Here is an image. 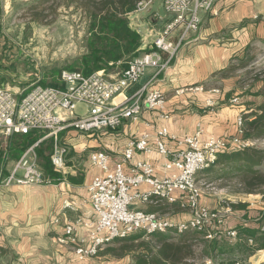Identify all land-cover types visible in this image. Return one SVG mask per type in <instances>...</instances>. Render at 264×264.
I'll list each match as a JSON object with an SVG mask.
<instances>
[{
    "label": "built area",
    "instance_id": "2783aa9c",
    "mask_svg": "<svg viewBox=\"0 0 264 264\" xmlns=\"http://www.w3.org/2000/svg\"><path fill=\"white\" fill-rule=\"evenodd\" d=\"M216 1L164 0L166 11L173 17L158 31L153 43L132 58L115 78L106 76L105 69L85 74L65 68L60 72L63 86L34 83L21 97H16L8 87L0 85V134L8 138L16 133L34 131L40 134L38 140L24 151L10 174L4 178L0 176V182L6 185L52 184L54 181L44 174L38 163L36 147L41 142L46 139L51 141L50 160L53 168L61 172L66 168L68 151L61 142L62 131L72 128L93 134L117 129L125 119L139 118L144 108L163 109L166 97L161 90L152 89L151 84L162 71L168 69L189 34L199 31L202 13H217L214 10ZM152 3L153 0L141 1L135 11H144ZM147 67L155 68L150 80L133 95L116 100L139 81ZM238 100L236 96L232 101L237 103ZM79 104L86 107L82 115L77 114ZM242 124L243 113L237 118L238 133L230 139L211 137L202 142L201 129L184 139L172 137L180 147L178 151H172L168 146L167 129H159L154 146L148 134L133 139L124 152L123 160L117 161L114 166L108 152H91L92 164L102 172L88 185L89 200L97 213L89 242L79 237L72 223L65 225L64 235L58 241L71 246L78 259L84 261L96 256L113 239L125 238L137 231L178 234L188 229L202 230L207 227V238L220 236L219 231L214 229L223 224L219 215L200 205L201 187L197 175L216 161L219 152L238 151L256 143L257 140L242 138ZM154 150L168 157L164 167L169 173L165 177L156 176L154 164L150 161H139L128 171L125 170V162L132 159L136 151L151 153ZM143 185L148 188L142 189ZM164 200L178 202L190 209L191 217L176 220L169 214L134 206L136 202L147 204ZM226 235L235 237L236 231L226 232Z\"/></svg>",
    "mask_w": 264,
    "mask_h": 264
},
{
    "label": "crops",
    "instance_id": "0c3cea01",
    "mask_svg": "<svg viewBox=\"0 0 264 264\" xmlns=\"http://www.w3.org/2000/svg\"><path fill=\"white\" fill-rule=\"evenodd\" d=\"M214 10L217 13H202L203 21L199 31L189 34L168 69L162 71L152 82L151 88L161 90L166 97L163 109L144 108L139 118L125 119L117 129H105L93 134L81 133L72 128L62 131L61 142L68 151L66 168L61 171L65 178L60 182L48 185H6L0 182V245L9 250L6 256L9 264L89 262L90 258L79 260L72 247L59 242L58 238L64 235L65 225L72 223L76 226L79 237L86 243L89 242L97 213L89 200L88 185L102 172L92 164L91 152H108L111 155V165L114 166L117 161L123 160L131 140L148 134L150 143L154 146L155 134L159 129H167V143L172 151L180 149L172 137L184 139L200 129L202 142L211 137L230 139L237 135V118L246 109L245 100L237 96L238 76L234 73L223 75L222 72L254 42L264 40V0H217ZM137 12H130L129 18ZM155 20L153 25L159 28L144 31L134 26L141 34L142 51L153 43L158 31L167 23L159 24L158 17ZM5 53L1 42L0 83L10 79L11 70L13 73L18 72L15 64L7 63ZM124 68L119 61L105 69L106 76L115 78ZM154 72L150 69L146 78L133 83L116 100L133 95L150 80ZM40 81L43 80L35 83ZM10 83L7 82L6 87L16 97H21L26 89L20 91V87ZM45 83L64 85L61 78L56 82ZM196 87L199 89H195ZM180 89L184 91L178 92ZM236 96L239 98L237 103L232 101ZM85 110L84 105L83 113ZM9 139L10 137L0 134L1 178L10 174L24 153L18 156L8 149ZM167 159V156L156 150L151 153L136 151L124 166L128 171L139 161H150L154 164L156 176L163 178L169 173L164 167ZM39 166L43 169L40 164ZM146 188L148 187L142 186V189ZM134 206L163 214L170 212L161 211L164 206L172 211L182 209L178 202L169 203L165 200L147 204L136 202ZM174 213L169 214L174 219L187 218L184 214L181 216L180 212H176L175 216Z\"/></svg>",
    "mask_w": 264,
    "mask_h": 264
},
{
    "label": "trees",
    "instance_id": "16d2710c",
    "mask_svg": "<svg viewBox=\"0 0 264 264\" xmlns=\"http://www.w3.org/2000/svg\"><path fill=\"white\" fill-rule=\"evenodd\" d=\"M141 1L144 0H72L75 7L80 8L85 14L88 24L84 33V51L75 61V65H70L67 69L89 74L96 70L108 69L119 61L126 67L132 58L142 52L141 34L131 24L128 16L137 9ZM9 42L6 38L3 43L5 51L8 47H14L9 45ZM246 66L247 63L242 59L239 65L227 67L222 74L229 75L236 68ZM262 77L264 81V76ZM244 92V94L264 97L263 90L251 93V89H248ZM245 105L241 126L242 138L257 140L264 136V101L249 102ZM39 137L40 134L34 131L13 134L9 139L8 149L19 156ZM50 151V140H45L36 147L39 164L44 174L57 183L65 176L62 172L54 170ZM246 153L254 160L260 162L264 160V149L246 147L238 151H221L216 161L201 173H208L209 179L217 176L236 177L244 194L257 193L259 188L264 187V168L253 165L250 161L236 166V162L242 160V156ZM218 168H221L219 170L222 173H213ZM235 168L238 172H234ZM230 206L233 210H244L241 220L233 227L236 231L234 241H231V236L226 235L223 224L214 227L219 231L220 236L211 239L206 237L207 227L202 230L188 229L178 234L170 231L151 234L137 231L125 238L113 239L99 253H108L117 257L128 255L130 261L125 264H187L188 260L197 255L208 257L213 261L219 258L220 261L216 264H247L245 261L251 255L264 249L263 217L259 222L251 217L247 210L249 206L247 202L230 203ZM181 208L185 207L181 206ZM8 253L9 250L0 245V264H9L6 261ZM234 254L238 256L234 258Z\"/></svg>",
    "mask_w": 264,
    "mask_h": 264
},
{
    "label": "rangeland",
    "instance_id": "374dc122",
    "mask_svg": "<svg viewBox=\"0 0 264 264\" xmlns=\"http://www.w3.org/2000/svg\"><path fill=\"white\" fill-rule=\"evenodd\" d=\"M130 17L133 26L147 31L148 28H159V26L153 25L157 17L159 24L163 25L166 21L169 22L173 16L166 11L164 0H154L151 7L134 13ZM87 24V17L80 8L75 7L72 0H0V42L4 43L7 38L10 41L9 45H14L13 48L8 47L5 54L7 63L15 64L18 70L14 73L11 70L10 79L0 85L6 86L10 81V85L20 87V91H23L40 79L43 81L38 83L42 85H46L45 81L60 80L59 71L67 69L70 65H75V61L84 51V33ZM242 59L247 63V66L236 68L231 72L238 76L239 93L237 96L242 97L245 104L249 102L261 103L264 101L263 96L244 94V91L248 89H251V93L258 90L264 91V81H262V76H264V40L254 42L243 55L236 57L230 66L239 65ZM150 69L155 71V68L147 67L139 81L146 78ZM83 111L84 105L79 104L77 113L82 115ZM62 134L63 132L60 133V135ZM250 147L264 149V136L258 138L256 143ZM245 161L264 168V160L262 162L254 160L248 153L242 156V160L236 162V166ZM219 169L221 168L213 173H222ZM234 172H238V169L235 168ZM208 175V173L201 172L197 175L201 187L200 205L219 215L224 231L231 232L241 220L244 210H233L230 206V203L239 201L249 204L247 210L251 217L258 220L257 222L263 217L264 227V187L259 188L257 193L244 194L236 177L217 176L209 179ZM161 211H170L168 214L175 212L174 216L177 215L176 212H180L181 216L184 214L187 217L180 220H188L191 217V211L188 208L183 210L177 208L172 211L168 206H164ZM256 221L254 223H257ZM233 239L234 236L231 241H234ZM237 256V254L233 255L234 258ZM129 261L128 255L117 257L108 253H98L90 258L87 264H125ZM219 261V258L213 261L208 257L197 255L188 260L187 264H216ZM245 263L264 264V249L251 255Z\"/></svg>",
    "mask_w": 264,
    "mask_h": 264
}]
</instances>
